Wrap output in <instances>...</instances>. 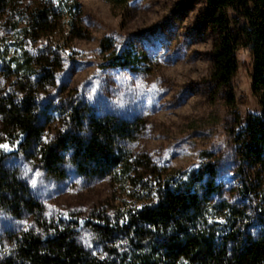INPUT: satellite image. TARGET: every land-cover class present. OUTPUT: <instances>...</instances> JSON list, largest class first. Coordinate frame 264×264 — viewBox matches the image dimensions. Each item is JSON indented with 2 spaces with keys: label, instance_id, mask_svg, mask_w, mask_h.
Returning <instances> with one entry per match:
<instances>
[{
  "label": "rangeland",
  "instance_id": "rangeland-1",
  "mask_svg": "<svg viewBox=\"0 0 264 264\" xmlns=\"http://www.w3.org/2000/svg\"><path fill=\"white\" fill-rule=\"evenodd\" d=\"M46 9L49 23H39L27 36L22 30ZM205 10V0H14L0 10V99L17 81L13 66L27 58L36 62L59 58L62 68L56 87L45 95L43 145L67 130L62 104L85 103L100 116L140 120L145 127L128 145L137 163L134 177L148 181L156 177L157 169L165 177L211 165L221 189L211 205L219 214L216 221H225L226 205L251 214L260 199L244 195L233 137L236 123L262 112L253 94V56L246 48L237 52L239 71L232 80L231 104L229 90L217 89L211 80L218 35L203 21ZM105 40L112 46L109 51L103 47ZM126 57L136 63L110 66ZM12 152L4 150L8 167L44 205L45 220L78 224L80 243L95 256L114 260L106 248L112 245L100 243L84 224L97 215L116 219L146 204L147 194L137 193L135 181L83 180L73 169L65 179L55 180L45 175L37 160ZM247 186L258 187L255 179ZM33 227L32 216L16 220L0 211V259L9 254L17 235ZM259 229L256 223L251 231L256 234ZM116 248L122 253L129 250L125 243Z\"/></svg>",
  "mask_w": 264,
  "mask_h": 264
},
{
  "label": "trees",
  "instance_id": "trees-1",
  "mask_svg": "<svg viewBox=\"0 0 264 264\" xmlns=\"http://www.w3.org/2000/svg\"><path fill=\"white\" fill-rule=\"evenodd\" d=\"M13 2L0 0V10ZM205 3L203 21L218 35L211 80L217 89L229 90L231 104L235 102L232 80L239 71L237 52L246 48L253 56V94L262 112L236 123L233 140L244 195L258 196L259 206L248 214L226 205L225 221L217 222L219 214L211 205L221 189L211 165L165 177L157 169L156 177L148 181L134 177L137 163L128 145L137 140L144 123L111 114L100 116L85 103L62 104L67 130L43 145L45 95L47 89L56 87L62 64L59 58L55 62L27 58L13 66L17 81L8 96L0 99L4 137L0 144H9L15 155L37 160L45 175L55 180L65 179L70 169L83 180H134L137 193L147 194L148 201L116 219L97 215L84 224L100 243L112 245L106 248L114 260H103L80 243L78 224L70 227L45 220L44 205L18 173L9 169V155L0 149V211L16 220L34 219V227L16 236L0 264H264V0ZM36 17L33 25L22 30L27 36L39 23H49L50 12L39 11ZM103 47L109 51L112 46L105 40ZM121 61L117 58L110 66L136 63L129 57ZM250 179L257 182L254 190L247 186ZM256 223L260 229L253 234ZM121 243L129 250H118Z\"/></svg>",
  "mask_w": 264,
  "mask_h": 264
},
{
  "label": "snow or ice",
  "instance_id": "snow-or-ice-1",
  "mask_svg": "<svg viewBox=\"0 0 264 264\" xmlns=\"http://www.w3.org/2000/svg\"><path fill=\"white\" fill-rule=\"evenodd\" d=\"M58 2H59V0H53V3H58ZM153 88H155V85H153ZM45 140H46V138H45ZM0 149L5 150V151H11L12 150L11 147H10V145L7 144V143L0 144ZM185 179H187V177H185ZM31 183H32L33 186H35L37 184V180L36 179H33L31 181ZM220 222L223 223V221H220Z\"/></svg>",
  "mask_w": 264,
  "mask_h": 264
}]
</instances>
